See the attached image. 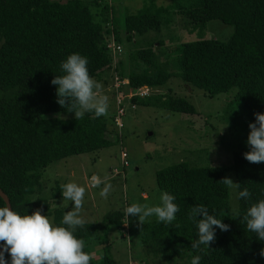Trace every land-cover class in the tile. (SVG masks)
Returning <instances> with one entry per match:
<instances>
[{"label": "trees", "instance_id": "obj_1", "mask_svg": "<svg viewBox=\"0 0 264 264\" xmlns=\"http://www.w3.org/2000/svg\"><path fill=\"white\" fill-rule=\"evenodd\" d=\"M174 14L180 16L184 29L199 35L171 44L170 52H159L165 56L161 60L154 44L162 45L164 40L155 34ZM210 19L232 24L231 35L227 39L203 37L201 32ZM113 40L124 47L126 40L132 47L113 53L108 45ZM72 53L88 58L90 75L96 80L111 73L127 79L120 86L124 92L128 87L150 88L143 95L122 96L124 113V103L134 108L152 102L172 111L195 113L194 104L173 94V87L160 89L172 78L208 96L227 92L231 104L247 109L244 117L237 118L233 112L237 122L229 161L180 160L156 170L157 186L174 195L180 210L171 224L154 218L141 225L140 253L130 259L146 264H191L199 255V264H264L259 254L264 241L241 223L248 207L264 199V163H250L243 155L250 150L249 124L256 112H264V0H170L167 5L143 0L134 10L119 7L117 0H0V188L9 196L13 210L30 214L42 208L57 225L68 210L52 205L62 196L59 183L51 197L35 195L42 188L43 169L52 161L110 145L123 126V121L121 127L114 121L116 106L107 117L86 113L77 120L74 112L57 103V86L51 80L63 74L61 62ZM228 170H233L239 183L233 196L222 182ZM244 188L251 192L250 199H238ZM200 204L223 219L230 230L217 228L210 248L194 249L198 229L189 213ZM125 208L107 212L102 222L86 221L75 233L89 253L90 241L103 242L104 248L90 264H118L98 229L104 225L107 232L111 223L123 229ZM128 221L130 229V217ZM5 257L10 264L11 257L7 253Z\"/></svg>", "mask_w": 264, "mask_h": 264}, {"label": "rangeland", "instance_id": "obj_2", "mask_svg": "<svg viewBox=\"0 0 264 264\" xmlns=\"http://www.w3.org/2000/svg\"><path fill=\"white\" fill-rule=\"evenodd\" d=\"M153 1L157 5L170 3V0ZM117 2L119 7L125 5L130 10H134L143 3V0H117ZM122 11L123 9H120V12ZM232 31V24L224 23L219 19H210L201 33L203 37L227 39ZM155 35L162 36L164 40L162 45L154 44L155 51L162 60L165 56L159 52L164 50L168 53L171 44L193 40L198 37L199 32H188L181 26L180 16L174 14L173 20L164 23L160 32ZM124 42L125 47L121 43L122 53L132 47L131 43L126 40ZM116 76L105 73L102 79L97 80L102 84L101 94L109 98V109L115 108L117 100L115 88L119 78L118 75ZM126 80L124 79V82ZM167 86L173 87L171 90L173 94L182 95L191 101L196 112L172 111L153 102L149 105L136 104L134 108L124 103L125 113L121 116L123 126L118 137H113L112 143L106 147L73 154L49 163L42 172V188L37 190L35 195L51 197L57 183L62 185L70 181L77 182L86 188L83 218L87 222H102L104 215L109 211L124 209L133 203L149 206L159 203L162 190L157 186L155 178V172L159 168L180 160L212 164L229 161L235 139L234 124L237 122L233 117L235 114L237 118L244 117L247 109L243 110L238 103L231 104L229 102L231 95L227 92L208 96L201 89L191 87L179 78H172L160 89L166 90ZM228 102L231 107H227ZM122 149L127 152L128 163L125 166L121 165L120 160ZM94 174L111 184L112 190L107 199L99 195L103 184L101 188L91 185V177ZM226 174L235 182L233 170H228ZM235 190V188L229 189L231 196ZM52 205L64 206L67 210L72 208V202L64 200L63 196L57 197ZM129 217L133 223L130 229L128 223L125 224L126 217L121 224L123 229L113 223L107 227V232L104 230L106 228L104 225L98 229L100 236H106V245L109 246L118 264H129V259L140 253L141 224L138 216ZM154 218L156 217H150L148 220ZM100 238L103 240L102 237ZM100 242L90 241L89 249L93 255H99L104 248L103 242Z\"/></svg>", "mask_w": 264, "mask_h": 264}, {"label": "clouds", "instance_id": "obj_3", "mask_svg": "<svg viewBox=\"0 0 264 264\" xmlns=\"http://www.w3.org/2000/svg\"><path fill=\"white\" fill-rule=\"evenodd\" d=\"M88 58L80 53L70 54L61 62L62 75H56L51 84L57 86V103L68 112L75 114V119H82L86 113L95 117L109 115V98L101 94L102 84L95 80L88 69ZM255 121L249 124L250 132L247 144L250 148L244 158L254 164L264 163V112H256ZM62 118V117H61ZM222 182L229 188H239L230 177ZM93 187L101 188L99 195L107 199L112 186L99 178L91 177ZM64 200L72 202L71 210L64 213L59 225L43 214L42 208H37L30 214H21L10 205L0 207V264H9L5 257H10V264H90L94 255L84 250L85 241L75 233L83 228L86 220L82 216L86 188L77 182L70 181L61 185ZM248 188L238 192V199H250ZM175 197L167 191H162L159 203H133L125 208V217L138 216L143 225L150 217L155 216L157 222L171 224L176 219L179 206L174 203ZM198 218V219H197ZM189 219L195 220L198 229V239L192 243L194 249L200 245L211 247L216 239V229L230 230V226L211 214L203 204L191 208ZM241 223L247 232L256 234L257 239L264 241V199L252 203L244 214ZM264 257V248L259 253ZM201 257L196 255L191 264H199Z\"/></svg>", "mask_w": 264, "mask_h": 264}, {"label": "built area", "instance_id": "obj_4", "mask_svg": "<svg viewBox=\"0 0 264 264\" xmlns=\"http://www.w3.org/2000/svg\"><path fill=\"white\" fill-rule=\"evenodd\" d=\"M108 45L112 48L113 53H115L117 50L121 49V44L116 43L114 40L109 42ZM115 77H117L116 74H115ZM117 82H118V85H116V88H115L117 90V100L115 101L117 113H116V116L114 118V121L119 127H121L122 126L121 115L124 113V107L121 104L122 103V96L129 98L133 94L143 95L150 88L146 85L140 86L136 89H132V88L128 87L127 91L124 92L122 90V88L120 89V86L122 85V83H127L128 81L126 80V82H124V79L119 78V80ZM126 156H127V152L122 149L120 151V160H121L122 166H125L128 163ZM91 185H92V183H91ZM129 264H146V263L141 261V260H138V259H130Z\"/></svg>", "mask_w": 264, "mask_h": 264}, {"label": "water", "instance_id": "obj_5", "mask_svg": "<svg viewBox=\"0 0 264 264\" xmlns=\"http://www.w3.org/2000/svg\"><path fill=\"white\" fill-rule=\"evenodd\" d=\"M0 196L4 200L5 205L7 204V205H10L11 206L9 196L7 195V193L2 188H0ZM0 248H2L1 245H0Z\"/></svg>", "mask_w": 264, "mask_h": 264}]
</instances>
